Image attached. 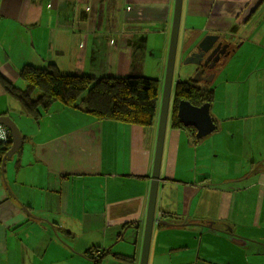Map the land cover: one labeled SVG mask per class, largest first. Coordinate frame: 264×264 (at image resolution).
I'll list each match as a JSON object with an SVG mask.
<instances>
[{"label": "crops", "instance_id": "1", "mask_svg": "<svg viewBox=\"0 0 264 264\" xmlns=\"http://www.w3.org/2000/svg\"><path fill=\"white\" fill-rule=\"evenodd\" d=\"M175 1L0 0V75L21 89L27 65L160 81L149 128L58 102L36 120L0 82L23 136L0 167V264H141ZM207 35L231 44L201 84L216 131L196 143L170 112L156 217L172 225L154 226L148 264H264V0H183L179 51Z\"/></svg>", "mask_w": 264, "mask_h": 264}, {"label": "trees", "instance_id": "2", "mask_svg": "<svg viewBox=\"0 0 264 264\" xmlns=\"http://www.w3.org/2000/svg\"><path fill=\"white\" fill-rule=\"evenodd\" d=\"M20 77L26 83L25 89L6 81L1 75L0 82L8 95L21 104L28 116L36 120L58 102L67 109L88 113L98 121L109 120L149 128L154 125L159 108L160 81L157 78L146 76L94 78L87 75L64 74L54 64L48 67L27 65L21 70ZM182 100L198 107L207 103L212 106L214 90L199 87L192 80H179L174 89L172 126L191 132L197 143L200 140L196 137V129L185 127L178 117V106ZM11 146V136L7 143L0 144V167ZM100 252L98 257H93L97 262L106 254L105 251ZM116 256L126 261L134 259L129 256Z\"/></svg>", "mask_w": 264, "mask_h": 264}, {"label": "water", "instance_id": "3", "mask_svg": "<svg viewBox=\"0 0 264 264\" xmlns=\"http://www.w3.org/2000/svg\"><path fill=\"white\" fill-rule=\"evenodd\" d=\"M182 7L183 0L175 1V10L173 18V26L171 31V39L169 44L164 85L162 91V101L160 108L159 117V130L155 151V158L153 163V171L151 177V190L149 196V205L144 220V234L142 243V254H141V264H148L150 247L152 242L153 230L155 225H165L170 226L172 223L166 220H160L156 217L157 212V199L158 191L161 180V167L164 151L165 136L167 130V124L170 112L173 106V85L174 76L176 70V63L179 51V36L181 28V18H182ZM231 44L226 43L225 40H221L220 36L207 35L200 42H198L192 50H186L187 56L185 57L184 64L196 65V70L194 73L193 83H198L204 81L206 83H211L215 78L214 71L207 73V71H212L216 68L217 64L221 61L223 56H228L230 54L229 48ZM190 68H188L189 70ZM184 70L183 72H186ZM178 117L185 127H193L196 129V137L202 139L213 132L216 131V124L211 115V105L209 103L204 104L201 107L194 106L186 100H182L178 106ZM0 125L8 128L10 136L12 138V146L3 158L4 168L7 159L12 158L16 155L23 145L22 132L13 118L10 116L2 115L0 116ZM142 223V220L140 221ZM139 225L135 227V236H138Z\"/></svg>", "mask_w": 264, "mask_h": 264}, {"label": "rangeland", "instance_id": "4", "mask_svg": "<svg viewBox=\"0 0 264 264\" xmlns=\"http://www.w3.org/2000/svg\"><path fill=\"white\" fill-rule=\"evenodd\" d=\"M186 56H187V52L181 53L180 51H178V58H177V63H176L175 76H174V82L175 83H177V81H179L180 76L183 77V71L184 70H188V68H192V69H195L196 68V65H192V64L185 65L184 64V61H185V57ZM149 61H150V63L153 62V60H149ZM148 75H153V74H151V72H149V68H148ZM189 79H191L192 82H194L193 81L194 74H192ZM183 81H186V80H183ZM196 84L200 85L201 87H203L205 85H209V83H206L204 81L198 82ZM201 84H205V85H201ZM175 86H176V84H175ZM173 89H175V87ZM173 92H174V90H173Z\"/></svg>", "mask_w": 264, "mask_h": 264}, {"label": "built area", "instance_id": "5", "mask_svg": "<svg viewBox=\"0 0 264 264\" xmlns=\"http://www.w3.org/2000/svg\"><path fill=\"white\" fill-rule=\"evenodd\" d=\"M10 137V132L7 127L0 125V144L7 143ZM101 254L100 251L94 253L95 257H98Z\"/></svg>", "mask_w": 264, "mask_h": 264}, {"label": "flooded vegetation", "instance_id": "6", "mask_svg": "<svg viewBox=\"0 0 264 264\" xmlns=\"http://www.w3.org/2000/svg\"><path fill=\"white\" fill-rule=\"evenodd\" d=\"M215 70V69H214ZM214 70H212V71H207L208 73H211V72H213Z\"/></svg>", "mask_w": 264, "mask_h": 264}]
</instances>
